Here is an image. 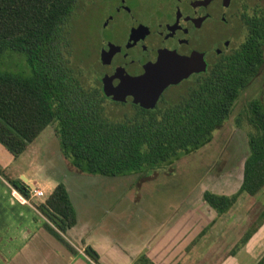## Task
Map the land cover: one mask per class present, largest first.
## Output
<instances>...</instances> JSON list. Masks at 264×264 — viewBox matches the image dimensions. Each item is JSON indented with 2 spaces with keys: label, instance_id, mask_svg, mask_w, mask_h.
Returning a JSON list of instances; mask_svg holds the SVG:
<instances>
[{
  "label": "trees",
  "instance_id": "trees-1",
  "mask_svg": "<svg viewBox=\"0 0 264 264\" xmlns=\"http://www.w3.org/2000/svg\"><path fill=\"white\" fill-rule=\"evenodd\" d=\"M95 2L0 0V145L18 157L51 125L72 167L104 177L170 166L208 145L264 63V10L254 6L245 41L233 54L175 99L162 97L151 109L109 101L91 51L85 45L79 54L76 24ZM242 116L251 131L239 190L231 196L205 195L219 215L242 194L253 197L264 189V103L247 102ZM7 182L29 198L21 180ZM35 209L46 230L68 246L62 235L76 224V214L64 185L58 183ZM260 216L263 220L264 212ZM255 230L247 231L236 248ZM84 252L97 261L89 248ZM263 263L264 256L257 264Z\"/></svg>",
  "mask_w": 264,
  "mask_h": 264
},
{
  "label": "crops",
  "instance_id": "crops-1",
  "mask_svg": "<svg viewBox=\"0 0 264 264\" xmlns=\"http://www.w3.org/2000/svg\"><path fill=\"white\" fill-rule=\"evenodd\" d=\"M37 155L35 149L27 155L31 169L29 172L17 170L14 179L7 177L0 169V264H91L83 256L86 255L84 252L86 248L96 255L95 262L88 256L94 264H207L204 261L207 255L220 256L212 264H257L264 256V219L258 223V227L243 246L230 249L223 257L216 250L190 249L191 243L203 239L208 228L216 227L221 217L206 202V193L231 196L239 190L242 176L240 184H236L235 191L215 193L203 189L200 205H197L196 209H189L181 215L177 211L173 213L174 209L181 210L188 205V202L184 204L190 198L187 194L188 197H185L180 205L174 206L168 216L166 213L164 217L160 216L161 219L156 218L155 224L153 213L149 214L152 220L138 228L142 231H136L130 225L137 224L140 217L143 220L147 215L146 208L141 205L143 204L141 201H146L141 199L142 195L133 193L130 198L126 197L125 192L121 193V189L118 188V191L108 187L106 179L116 177L83 173L72 167L62 153L64 172L58 168L49 171L45 169L44 172L43 164ZM0 156L6 159L1 148ZM21 177L25 181L20 179ZM17 179L28 188L41 190L44 197L41 199L29 195L26 203L19 202L17 195L20 194L7 182ZM58 183L64 185L76 214V224L62 235L70 248L46 230V220L35 209V202L42 203ZM95 183L103 184V187L99 190H90L88 184ZM231 186L232 184L228 185V189L225 190H231ZM140 189L143 187L140 186ZM12 190L16 194H12ZM240 197L231 209L239 203ZM103 198L105 200L112 198L111 207L106 208L111 220L106 218L102 220L98 217ZM207 214L213 216L210 221ZM231 222L234 226L238 224ZM221 236L218 235L217 239L222 240V237H225ZM241 238L242 236L237 242ZM208 251L213 252L208 254Z\"/></svg>",
  "mask_w": 264,
  "mask_h": 264
},
{
  "label": "rangeland",
  "instance_id": "rangeland-1",
  "mask_svg": "<svg viewBox=\"0 0 264 264\" xmlns=\"http://www.w3.org/2000/svg\"><path fill=\"white\" fill-rule=\"evenodd\" d=\"M250 4L252 6L258 5L264 10V0H252ZM84 16L76 24L78 35L77 50L81 52L83 46L86 45L91 51V63H93L94 68L98 71L99 65L95 62L94 54L96 46L94 43H90L88 38L87 26L90 18L87 12ZM79 54H82V52ZM16 61L19 63L20 60L16 59ZM183 89L184 87L168 90L166 98L175 99L176 96L183 92ZM254 99L261 100L264 103V63L259 69L257 76L241 92L228 120L214 133L213 139L208 145L194 153L181 157L170 166L144 169L137 172V174L133 173L127 176L106 179L108 187L118 191L121 189V193L125 192L126 197L130 198L133 193L135 195L139 193L142 195L141 199H146V201H141L143 203L141 205L146 208L147 217L145 216V219L142 217L143 220L140 217L137 224L133 226L128 223L132 229L142 231L138 228L151 219L150 215L152 213L153 223L156 224V218L161 219L160 216H165L166 213V216H168L172 209H174V206L180 205L185 197L187 198L188 196L190 198L186 202L184 201V204L188 202V205H185L181 210L174 209L173 213L177 211L181 215L189 209H196L197 205H200L203 189L215 193L236 190V184H240L244 160L248 155L247 135L251 131V128L242 116V110L247 102ZM121 109L123 110V108ZM237 120L240 121L239 126H237ZM0 148L3 154H5L6 159L8 158L6 160L0 156V169L9 178H16V172L20 169L29 172L31 168L28 165L29 160L27 159V155L31 154L34 149L35 154H38L37 157L40 159L41 164H43L44 172H46L45 169L49 171L56 168L64 172L63 168L65 166L63 160H61V152L54 128L51 125L46 127L37 139L29 145L24 154L16 159L7 153L1 145ZM230 184H232L231 190H225L228 189L227 186ZM101 185L99 183L88 184V187L90 190H99L100 187H103V184ZM140 186L143 189H140ZM111 201L112 198L109 200L103 198L102 208L98 210L99 219H112L106 213V208L111 207ZM35 203L39 204L38 201ZM262 212H264V189L253 198L242 194L239 203L229 212L221 215L216 227L210 226L203 239L200 238L197 242H192L190 249H210L220 252L222 257L227 255L230 249H237L236 246L239 244V241L237 242L238 238L243 237L247 231L250 232L258 227V223L262 221V217L260 216ZM206 216L208 221L213 217H210L208 214ZM139 221L141 222L139 223ZM187 221L189 222V220ZM231 221L237 222L239 225L234 226ZM134 222L133 220L132 223ZM192 234L193 232H191ZM217 234L225 237L221 236L222 240H218ZM211 252L208 251V254ZM218 258L220 256L207 255L204 261L207 264H212Z\"/></svg>",
  "mask_w": 264,
  "mask_h": 264
},
{
  "label": "flooded vegetation",
  "instance_id": "flooded-vegetation-1",
  "mask_svg": "<svg viewBox=\"0 0 264 264\" xmlns=\"http://www.w3.org/2000/svg\"><path fill=\"white\" fill-rule=\"evenodd\" d=\"M251 1L96 0L85 10L90 18L89 42L96 46L101 89L104 77L115 83L119 74L140 76L145 67L157 65L162 59H195L199 71L168 85L156 106L162 97L167 99L168 90L193 83L239 48L246 38V23L253 16ZM145 105L147 101L140 107Z\"/></svg>",
  "mask_w": 264,
  "mask_h": 264
},
{
  "label": "water",
  "instance_id": "water-1",
  "mask_svg": "<svg viewBox=\"0 0 264 264\" xmlns=\"http://www.w3.org/2000/svg\"><path fill=\"white\" fill-rule=\"evenodd\" d=\"M102 60L104 50H102ZM162 59L157 65H148L140 76L130 77L125 73L118 75V80L112 83L107 77L102 78V92L106 98L115 102L133 103L142 106L147 101L148 107L153 109L162 91L171 84L187 78L196 70L195 59L173 60ZM103 62V61H102ZM203 64L202 70L205 65ZM22 180L25 181L23 177ZM90 250V249H89Z\"/></svg>",
  "mask_w": 264,
  "mask_h": 264
},
{
  "label": "built area",
  "instance_id": "built-area-1",
  "mask_svg": "<svg viewBox=\"0 0 264 264\" xmlns=\"http://www.w3.org/2000/svg\"><path fill=\"white\" fill-rule=\"evenodd\" d=\"M29 194L31 197H35V198H43L44 197V193L39 190L36 189L34 187H30L28 188ZM12 194H16L14 190H12ZM17 200L19 202H23L26 203V199L24 197H22L21 195H17ZM91 264H94V262L87 256V255H83Z\"/></svg>",
  "mask_w": 264,
  "mask_h": 264
}]
</instances>
